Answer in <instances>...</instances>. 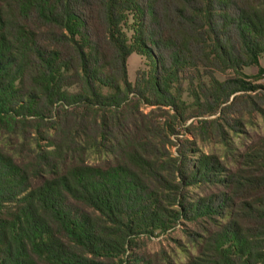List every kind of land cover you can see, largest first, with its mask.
<instances>
[{
	"label": "trees",
	"instance_id": "16d2710c",
	"mask_svg": "<svg viewBox=\"0 0 264 264\" xmlns=\"http://www.w3.org/2000/svg\"><path fill=\"white\" fill-rule=\"evenodd\" d=\"M263 53L264 0H0V264H159L185 223L183 264H264V138L230 170L175 140Z\"/></svg>",
	"mask_w": 264,
	"mask_h": 264
},
{
	"label": "rangeland",
	"instance_id": "374dc122",
	"mask_svg": "<svg viewBox=\"0 0 264 264\" xmlns=\"http://www.w3.org/2000/svg\"><path fill=\"white\" fill-rule=\"evenodd\" d=\"M144 64V59L135 55H130L126 59V76L130 84L133 83L135 71L144 68ZM259 65L264 68V53L259 58ZM255 71V67L243 70L244 74L249 76L255 74ZM216 77L219 80L223 79L219 74ZM256 83L264 86V78ZM235 96L233 100L229 98L227 104L233 101V105L222 115L216 112L210 117H204L205 120H213L219 125V132L216 133L209 125L204 126L205 129H198L199 124L196 122L200 119H188L175 127L178 133L175 140L178 142L187 140L191 147L195 145L200 152L217 156L226 169H233L234 158L243 153L249 145L264 138V91L258 90L246 96L242 94ZM141 110L147 113L150 108ZM155 114L163 116L159 111H155ZM220 133H223L222 137L219 136ZM224 138L227 150L222 144ZM174 149L172 148V151ZM183 226L197 231L196 227L185 223L165 233L154 235L148 240L142 239L139 244L140 253H144L159 264H183L187 257L195 254L194 247L182 233Z\"/></svg>",
	"mask_w": 264,
	"mask_h": 264
},
{
	"label": "crops",
	"instance_id": "0c3cea01",
	"mask_svg": "<svg viewBox=\"0 0 264 264\" xmlns=\"http://www.w3.org/2000/svg\"><path fill=\"white\" fill-rule=\"evenodd\" d=\"M263 67V66H262Z\"/></svg>",
	"mask_w": 264,
	"mask_h": 264
}]
</instances>
